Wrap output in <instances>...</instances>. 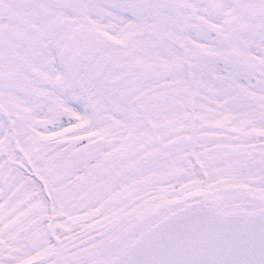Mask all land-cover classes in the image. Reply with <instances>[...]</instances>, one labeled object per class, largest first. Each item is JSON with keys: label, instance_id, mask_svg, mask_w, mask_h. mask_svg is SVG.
Masks as SVG:
<instances>
[{"label": "snow or ice", "instance_id": "1", "mask_svg": "<svg viewBox=\"0 0 264 264\" xmlns=\"http://www.w3.org/2000/svg\"><path fill=\"white\" fill-rule=\"evenodd\" d=\"M0 264H264V0H0Z\"/></svg>", "mask_w": 264, "mask_h": 264}]
</instances>
